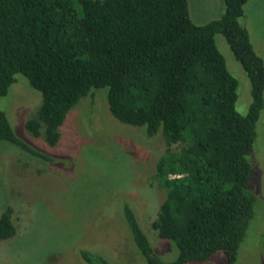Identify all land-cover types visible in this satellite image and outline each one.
<instances>
[{
  "label": "trees",
  "instance_id": "obj_1",
  "mask_svg": "<svg viewBox=\"0 0 264 264\" xmlns=\"http://www.w3.org/2000/svg\"><path fill=\"white\" fill-rule=\"evenodd\" d=\"M246 1L223 0L218 18L195 24L187 0H0V96L16 75L40 93L24 123L31 136L55 146L71 108L91 90L106 89L115 120L143 128L148 139L166 137L154 174L165 197L150 227L174 243L175 258L157 255L127 202L121 211L145 264H211L206 260L218 251L226 264H237L254 211L247 155L264 92L263 60L239 23ZM216 34L249 81L244 115L235 110L237 80ZM1 141L51 160L14 134L2 110ZM15 231L7 207L0 214V241ZM79 256L86 264H115L86 249Z\"/></svg>",
  "mask_w": 264,
  "mask_h": 264
},
{
  "label": "rangeland",
  "instance_id": "obj_2",
  "mask_svg": "<svg viewBox=\"0 0 264 264\" xmlns=\"http://www.w3.org/2000/svg\"><path fill=\"white\" fill-rule=\"evenodd\" d=\"M195 24L218 18L223 0H187ZM264 0H247L239 23L264 63ZM215 44L237 80L235 110L246 114L251 97L249 81L221 34ZM106 89L91 90L67 113L55 146L24 128L41 102V95L21 75L15 76L0 110L17 137L49 156H30L0 142V214L7 207L15 235L0 241V264H86L80 249L97 252L115 264H145L121 213L133 209L157 255L172 261L177 249L150 227L165 191L154 178L166 137L146 138L144 129L123 124L109 113ZM256 139L247 158L251 163L254 211L237 252V264H264V92L256 124ZM173 150L177 147L172 146ZM206 262L226 264L221 251ZM186 264H198L189 262Z\"/></svg>",
  "mask_w": 264,
  "mask_h": 264
}]
</instances>
